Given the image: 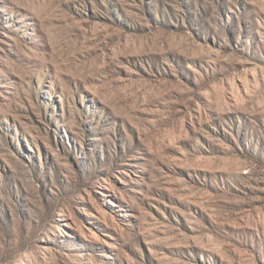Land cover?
<instances>
[{
    "label": "rangeland",
    "instance_id": "obj_1",
    "mask_svg": "<svg viewBox=\"0 0 264 264\" xmlns=\"http://www.w3.org/2000/svg\"><path fill=\"white\" fill-rule=\"evenodd\" d=\"M0 264H264V0H0Z\"/></svg>",
    "mask_w": 264,
    "mask_h": 264
}]
</instances>
